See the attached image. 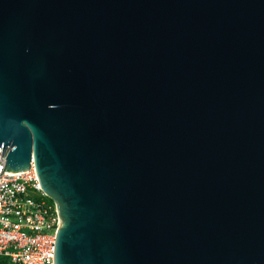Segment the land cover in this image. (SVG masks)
Segmentation results:
<instances>
[{
    "label": "water",
    "instance_id": "95a60500",
    "mask_svg": "<svg viewBox=\"0 0 264 264\" xmlns=\"http://www.w3.org/2000/svg\"><path fill=\"white\" fill-rule=\"evenodd\" d=\"M0 156L54 264H264V0H0Z\"/></svg>",
    "mask_w": 264,
    "mask_h": 264
},
{
    "label": "built area",
    "instance_id": "2783aa9c",
    "mask_svg": "<svg viewBox=\"0 0 264 264\" xmlns=\"http://www.w3.org/2000/svg\"><path fill=\"white\" fill-rule=\"evenodd\" d=\"M5 166L0 156V256L16 264H54L56 203L41 188L33 159L24 172L3 173Z\"/></svg>",
    "mask_w": 264,
    "mask_h": 264
},
{
    "label": "trees",
    "instance_id": "16d2710c",
    "mask_svg": "<svg viewBox=\"0 0 264 264\" xmlns=\"http://www.w3.org/2000/svg\"><path fill=\"white\" fill-rule=\"evenodd\" d=\"M50 201H53L51 198H49ZM0 264H16L14 263L10 258L6 256H0Z\"/></svg>",
    "mask_w": 264,
    "mask_h": 264
}]
</instances>
